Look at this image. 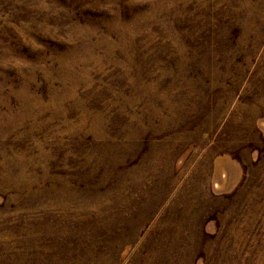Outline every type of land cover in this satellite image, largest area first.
I'll return each mask as SVG.
<instances>
[{
	"label": "rangeland",
	"instance_id": "rangeland-1",
	"mask_svg": "<svg viewBox=\"0 0 264 264\" xmlns=\"http://www.w3.org/2000/svg\"><path fill=\"white\" fill-rule=\"evenodd\" d=\"M0 264H264V0H0Z\"/></svg>",
	"mask_w": 264,
	"mask_h": 264
},
{
	"label": "bare ground",
	"instance_id": "bare-ground-1",
	"mask_svg": "<svg viewBox=\"0 0 264 264\" xmlns=\"http://www.w3.org/2000/svg\"><path fill=\"white\" fill-rule=\"evenodd\" d=\"M83 117V116H82ZM88 117V116H87ZM13 178V177H12Z\"/></svg>",
	"mask_w": 264,
	"mask_h": 264
}]
</instances>
